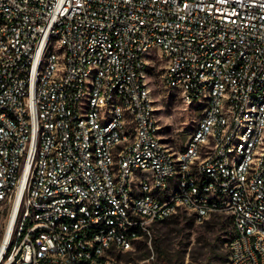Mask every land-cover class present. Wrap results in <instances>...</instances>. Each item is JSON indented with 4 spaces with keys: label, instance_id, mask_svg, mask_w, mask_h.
I'll return each mask as SVG.
<instances>
[{
    "label": "built area",
    "instance_id": "1",
    "mask_svg": "<svg viewBox=\"0 0 264 264\" xmlns=\"http://www.w3.org/2000/svg\"><path fill=\"white\" fill-rule=\"evenodd\" d=\"M156 57L201 107L182 149ZM1 208L0 264H123L179 210L227 215L228 264H264V0H0Z\"/></svg>",
    "mask_w": 264,
    "mask_h": 264
},
{
    "label": "rangeland",
    "instance_id": "2",
    "mask_svg": "<svg viewBox=\"0 0 264 264\" xmlns=\"http://www.w3.org/2000/svg\"><path fill=\"white\" fill-rule=\"evenodd\" d=\"M165 63L150 61L147 80L160 117L163 141L182 149L201 113L198 105H187L180 93L164 84ZM8 208L0 209V245L6 233ZM234 234L233 222L225 214L197 221L186 210L154 223L152 236L136 243L133 250L117 256L123 264H228V244Z\"/></svg>",
    "mask_w": 264,
    "mask_h": 264
},
{
    "label": "bare ground",
    "instance_id": "3",
    "mask_svg": "<svg viewBox=\"0 0 264 264\" xmlns=\"http://www.w3.org/2000/svg\"><path fill=\"white\" fill-rule=\"evenodd\" d=\"M19 201H20V197L18 199L16 208H15V212L13 214V218L15 217L16 209L18 207ZM12 227H13L12 224H10L7 227L6 233H5L4 238H3L2 242H1V247H0V263L2 262V258H3L4 251H5L6 247H7L8 242H9V239H10V236H11V232H12Z\"/></svg>",
    "mask_w": 264,
    "mask_h": 264
}]
</instances>
